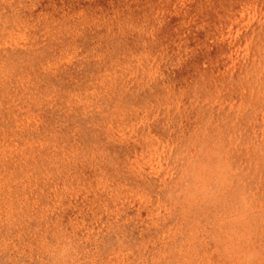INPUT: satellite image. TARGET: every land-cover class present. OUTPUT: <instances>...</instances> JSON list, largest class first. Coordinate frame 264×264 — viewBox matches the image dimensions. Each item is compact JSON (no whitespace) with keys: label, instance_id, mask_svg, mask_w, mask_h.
<instances>
[{"label":"rangeland","instance_id":"rangeland-1","mask_svg":"<svg viewBox=\"0 0 264 264\" xmlns=\"http://www.w3.org/2000/svg\"><path fill=\"white\" fill-rule=\"evenodd\" d=\"M7 1L0 264H264V0Z\"/></svg>","mask_w":264,"mask_h":264},{"label":"bare ground","instance_id":"bare-ground-1","mask_svg":"<svg viewBox=\"0 0 264 264\" xmlns=\"http://www.w3.org/2000/svg\"><path fill=\"white\" fill-rule=\"evenodd\" d=\"M123 56H127V55H123ZM123 56L121 57L119 51L114 53V55L112 56L113 57V68L111 69V71H113L117 74V79H122V78L128 77L130 70H131V68L129 70V66H131V64L128 63V60H127L128 58H125ZM76 97L78 100V98H79L78 93H72L68 98L69 103L74 104L77 101ZM85 99L88 101V103L90 105H93L92 99H91L89 94L86 96Z\"/></svg>","mask_w":264,"mask_h":264}]
</instances>
